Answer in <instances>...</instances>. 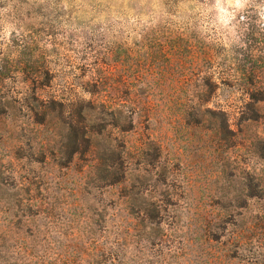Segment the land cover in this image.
<instances>
[{
	"label": "rangeland",
	"instance_id": "obj_1",
	"mask_svg": "<svg viewBox=\"0 0 264 264\" xmlns=\"http://www.w3.org/2000/svg\"><path fill=\"white\" fill-rule=\"evenodd\" d=\"M218 7L0 0V264L96 263L104 243L146 264L264 259V69L245 86L237 53L264 2ZM140 203L166 205L148 241Z\"/></svg>",
	"mask_w": 264,
	"mask_h": 264
},
{
	"label": "trees",
	"instance_id": "obj_2",
	"mask_svg": "<svg viewBox=\"0 0 264 264\" xmlns=\"http://www.w3.org/2000/svg\"><path fill=\"white\" fill-rule=\"evenodd\" d=\"M240 20L247 27H250L251 31H249L245 36V40L243 41V48L237 51V53H239L238 55L241 56V65H239L238 67V69L241 71L240 72L241 77H239L238 80L241 78L240 82L243 83L244 85L246 84L247 86H254L253 78L258 74L259 71L264 69V18H261L258 22L256 17H254L253 15H246V16L243 15ZM247 64H249L250 67H248ZM2 79H4V75L3 73L0 72V80ZM252 90H255V87ZM249 92L250 93H248V96L250 99L253 100L252 102H257L260 100L256 98L254 91H249ZM247 106L249 107V112H251L252 115L250 117H247L246 120H250V121L254 120L258 114L256 110L253 108L254 107L253 104L247 103ZM212 115L214 118L213 121H215L216 113L212 112ZM218 115H219L218 117H221V121L223 122V124L226 125L228 122L227 113L224 112L223 110H220L218 111ZM81 118L84 119L82 115ZM84 135L85 133L82 132V134L75 139H78L82 136L84 142L89 145L90 140L85 139ZM75 154L76 152H71L70 156L73 158ZM114 182L116 184L117 183L123 184L125 182V174L123 173V175L119 176L118 179ZM126 204L132 206L127 201ZM150 206H152L153 208H149ZM165 206H166L165 204L157 205L155 203L153 205H148L144 203L139 204L138 217L135 221V227L144 231L146 235V241H148L153 235H155V230H154V226L152 225V222H156V220H158L160 225L161 223L162 225L164 224L162 213L164 212L163 208H165ZM208 228H209V222L208 220H204V225H202V233L201 235L198 236L199 239L201 240V245H206V246H212L213 244L219 245L221 235L218 236L209 233ZM244 238L245 240H251L248 237H244ZM135 249L137 250L136 253H134L135 255L133 256V258L129 259V257H127V252L125 251V249H121L120 252H117L113 247L112 248L108 247V245L104 243L103 245L95 249L97 257L101 259L99 262L93 263L92 261H89L90 262L89 263L85 259H83V261L85 262V264H146V261L144 260L145 253L144 252L142 253L141 251V249L143 248L141 249L135 248ZM86 257H89V255L86 254ZM231 257L232 256L223 254V262L221 264H233ZM239 264H264V259L258 260L254 258L247 260L246 258H243L241 260V263Z\"/></svg>",
	"mask_w": 264,
	"mask_h": 264
},
{
	"label": "clouds",
	"instance_id": "obj_3",
	"mask_svg": "<svg viewBox=\"0 0 264 264\" xmlns=\"http://www.w3.org/2000/svg\"><path fill=\"white\" fill-rule=\"evenodd\" d=\"M221 0H217V4L219 5ZM248 0H223V3L226 5V7H218L217 11L221 13L224 17L230 19L233 18L232 14L227 11V8H240L243 4H246ZM264 11V10H262ZM264 18V16H262ZM225 23H227V19L225 20Z\"/></svg>",
	"mask_w": 264,
	"mask_h": 264
}]
</instances>
